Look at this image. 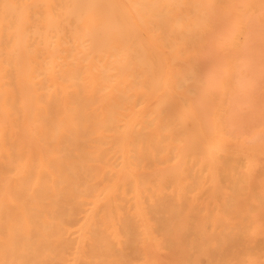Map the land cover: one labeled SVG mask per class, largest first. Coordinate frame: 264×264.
<instances>
[{
  "label": "bare ground",
  "instance_id": "6f19581e",
  "mask_svg": "<svg viewBox=\"0 0 264 264\" xmlns=\"http://www.w3.org/2000/svg\"><path fill=\"white\" fill-rule=\"evenodd\" d=\"M262 68L261 0H0V264H264Z\"/></svg>",
  "mask_w": 264,
  "mask_h": 264
},
{
  "label": "snow or ice",
  "instance_id": "6c2138e0",
  "mask_svg": "<svg viewBox=\"0 0 264 264\" xmlns=\"http://www.w3.org/2000/svg\"><path fill=\"white\" fill-rule=\"evenodd\" d=\"M5 8L11 7V5L4 4L3 5ZM158 5H153V7H156ZM107 7V6H105ZM261 7L264 8V0H261ZM262 72H264V68H262ZM254 88V82L249 80L248 82V89L251 90ZM112 264H119V262H112ZM225 264H235V262H225Z\"/></svg>",
  "mask_w": 264,
  "mask_h": 264
}]
</instances>
